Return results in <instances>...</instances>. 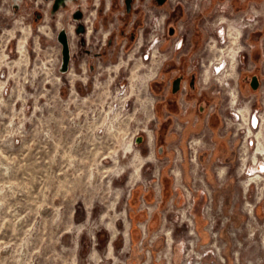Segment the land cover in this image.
<instances>
[{
    "label": "rangeland",
    "instance_id": "obj_1",
    "mask_svg": "<svg viewBox=\"0 0 264 264\" xmlns=\"http://www.w3.org/2000/svg\"><path fill=\"white\" fill-rule=\"evenodd\" d=\"M33 10L0 0V264H264V71L157 144L160 57L62 72L58 25ZM211 72L223 83L224 59Z\"/></svg>",
    "mask_w": 264,
    "mask_h": 264
},
{
    "label": "flooded vegetation",
    "instance_id": "obj_2",
    "mask_svg": "<svg viewBox=\"0 0 264 264\" xmlns=\"http://www.w3.org/2000/svg\"><path fill=\"white\" fill-rule=\"evenodd\" d=\"M19 2L24 7L32 2L33 23L48 17L58 25L55 41L61 54L60 35L63 33L69 56L66 70L71 65L80 67L78 61L82 60L84 72L93 74L100 59L117 58L122 52L131 50L144 60L160 57L155 75L160 73L167 78L162 98L153 104L156 115L161 117L157 144L169 137L172 128L181 131L179 137L182 140L197 132L200 121L206 120L212 125V110L217 106L218 92L229 102L228 92H233L231 83L235 74H238L237 87L239 80H245L246 90L255 92L262 84L264 0ZM228 24L232 26L230 32ZM234 26L240 28L238 34ZM151 44L153 47H149ZM233 51L235 54L230 60ZM221 59H224L227 71L223 75L226 89L211 72L213 65ZM231 61L234 63L232 76L228 72ZM218 70L213 68V71ZM251 121H258L255 115ZM190 141L198 144L200 139L193 137Z\"/></svg>",
    "mask_w": 264,
    "mask_h": 264
},
{
    "label": "bare ground",
    "instance_id": "obj_3",
    "mask_svg": "<svg viewBox=\"0 0 264 264\" xmlns=\"http://www.w3.org/2000/svg\"><path fill=\"white\" fill-rule=\"evenodd\" d=\"M250 130V129H249ZM249 134V133H248ZM257 140L255 147H254V151L252 153V161L255 162V164L257 163V157L260 155L263 159H264V144L262 143V141L260 140V138L262 137L261 131H256L255 136H254ZM262 139V138H261ZM251 161V162H252ZM262 165V164H261Z\"/></svg>",
    "mask_w": 264,
    "mask_h": 264
},
{
    "label": "water",
    "instance_id": "obj_4",
    "mask_svg": "<svg viewBox=\"0 0 264 264\" xmlns=\"http://www.w3.org/2000/svg\"><path fill=\"white\" fill-rule=\"evenodd\" d=\"M60 41L62 43V52H61L62 58H61L60 70L63 72L67 68V62L69 59L67 44H66L65 37H64L63 33H61V35H60Z\"/></svg>",
    "mask_w": 264,
    "mask_h": 264
},
{
    "label": "built area",
    "instance_id": "obj_5",
    "mask_svg": "<svg viewBox=\"0 0 264 264\" xmlns=\"http://www.w3.org/2000/svg\"><path fill=\"white\" fill-rule=\"evenodd\" d=\"M253 116H254V115H253ZM253 116H251V117H253ZM257 117H258V116H257ZM258 119H259V118H258ZM257 122H258V121H256L255 123H252V121H251V123L253 124V126H252L253 128H255ZM259 124H260V121L258 122V125H259Z\"/></svg>",
    "mask_w": 264,
    "mask_h": 264
}]
</instances>
